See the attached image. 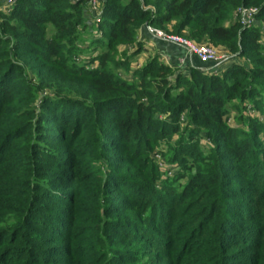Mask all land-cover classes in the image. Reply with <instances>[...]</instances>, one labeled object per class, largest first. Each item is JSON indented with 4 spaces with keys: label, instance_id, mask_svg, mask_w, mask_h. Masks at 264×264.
Instances as JSON below:
<instances>
[{
    "label": "trees",
    "instance_id": "trees-1",
    "mask_svg": "<svg viewBox=\"0 0 264 264\" xmlns=\"http://www.w3.org/2000/svg\"><path fill=\"white\" fill-rule=\"evenodd\" d=\"M90 1L17 0L0 13V214L10 219L0 230V264L11 254L20 264L117 263L121 255L102 254L101 234L143 207L131 157L171 131L183 144L170 178L182 195L202 198L205 225L219 197L233 207L219 213L245 229L241 179L264 176V121L243 112L264 114V0H107L93 25ZM240 8H257L258 24L245 28ZM145 24L205 40L229 57L179 70L155 55L132 68ZM89 31L99 39H87ZM96 43L102 49L91 52ZM126 51L132 59L116 57ZM87 53L88 64L77 63ZM121 68L132 78L120 77ZM165 113L169 119L158 118ZM233 120L249 128L237 130ZM222 221L211 225L216 243ZM130 239L141 243L136 230Z\"/></svg>",
    "mask_w": 264,
    "mask_h": 264
},
{
    "label": "rangeland",
    "instance_id": "rangeland-1",
    "mask_svg": "<svg viewBox=\"0 0 264 264\" xmlns=\"http://www.w3.org/2000/svg\"><path fill=\"white\" fill-rule=\"evenodd\" d=\"M106 1L91 0L90 4L86 5V20L91 25L100 19ZM255 23L258 24L257 17ZM146 26L147 24L140 31H147ZM96 30L99 32L98 28ZM52 31L53 28H50V34ZM85 34H87V39L92 37L98 40L97 36H100L99 34L91 35V31L85 32ZM262 36L264 38V30ZM199 43L214 46L205 40ZM80 44L83 48H87V45ZM166 45L163 48L164 50L160 49L165 52V55L159 56L162 62L169 63L170 66L179 70L185 69L192 63L188 54L186 56L184 49L177 51L172 48L171 44L168 45L169 47ZM143 46L139 55L133 59L128 51H126L127 54L122 53V51V54H117L116 57L119 59L130 57L132 68H142V63L149 58L145 55ZM88 48L92 49L91 52H94L102 49V46L96 43ZM217 49L222 52L221 49ZM167 52L169 54H166ZM88 54L85 57H80L77 63L88 64L89 61L86 60L90 57ZM155 55L157 53L154 52L153 56ZM140 58L147 59L139 63ZM240 62L245 61L243 59ZM88 67L92 69L94 64L88 65ZM126 71H128L126 68H121L117 72H119L120 77L131 79L133 72L128 74ZM243 112L246 118L258 116L264 121V114L261 111L244 107ZM158 118L169 119V114L158 115ZM231 125L237 130L249 128V126H244L240 121L235 122V120L231 121ZM180 129L182 130V127ZM181 144L183 142L180 136L171 131L167 139L163 137L162 140L157 141L151 147H142L140 151L131 157V171L137 174L138 182L143 185H135L134 187L143 190L141 199L144 203L142 208L128 212L125 218L127 221L122 218L121 226H115L112 222H108L106 233L101 234V245L104 248L102 254L107 255V252L111 251L113 254L122 257L117 263L108 260L105 264H264L263 170L262 173H260L261 171L254 174L248 173L241 179L243 186L238 194L243 200H246L247 204L244 207L245 211L241 213L240 222L245 224V229L236 227L234 220L228 214L222 215L219 213L221 208H233L230 201H224L219 197L212 198L215 206L212 209L210 206L207 207L212 222L217 220L220 224L223 217V228H221L222 233H220L223 241H219V243L217 241L216 243L219 233H215V231L218 226L211 227L212 222L205 225L207 215L202 216L204 210L202 208L204 203L202 198L194 194L182 195L184 186L170 178L174 175L177 165H179L173 161L172 154L173 152L178 155L182 154L180 152ZM165 146H167V149L165 150V156H163L162 151L164 149L162 147ZM202 151L207 153L209 147L206 144L203 145ZM198 162L196 161V163ZM129 188L132 189L133 187ZM231 188L235 190L234 187ZM128 220L129 222L133 220V225L129 226ZM7 224H10L9 215L0 214V230ZM133 230L140 234L139 241L141 243H133L130 239ZM116 232L117 236L114 234ZM108 234H114L116 237L113 238L114 240H110L107 237ZM111 242L114 251L109 250L111 249ZM218 244L222 246L219 256L218 251L216 252ZM214 249L215 251H211ZM215 256L216 258H214ZM19 257L18 254H11L4 260L3 264H20ZM53 258L63 259L65 257L56 255ZM53 261L52 259L51 261L45 259L38 262V264H66ZM82 262L83 264H89L87 261Z\"/></svg>",
    "mask_w": 264,
    "mask_h": 264
},
{
    "label": "built area",
    "instance_id": "built-area-1",
    "mask_svg": "<svg viewBox=\"0 0 264 264\" xmlns=\"http://www.w3.org/2000/svg\"><path fill=\"white\" fill-rule=\"evenodd\" d=\"M0 2V13H5L16 5L17 0H0ZM257 12V8H240L237 11V15L240 17L242 25L245 28H250L255 23ZM146 30L163 41L181 46L186 54L196 56L201 63L225 62L229 57L227 53L221 52L211 45L197 43L183 35H176L164 30H158L149 24H147Z\"/></svg>",
    "mask_w": 264,
    "mask_h": 264
},
{
    "label": "crops",
    "instance_id": "crops-1",
    "mask_svg": "<svg viewBox=\"0 0 264 264\" xmlns=\"http://www.w3.org/2000/svg\"><path fill=\"white\" fill-rule=\"evenodd\" d=\"M138 39L143 42L144 53L147 56V58L149 56H153L154 52L157 53L158 56L163 55L165 52L161 51L160 49L164 50L163 48L166 44H168V45L171 44L172 48H175L177 51L183 50V48L181 46L163 41V40L157 38L156 36L150 34L147 31H145V32L140 31L138 34ZM168 45H166V46H168ZM177 51H175V52L178 53ZM166 54H169V53L167 52ZM186 56H187V54H186ZM188 56L190 57V60L192 62L190 64V66L193 64H196V63H200V61L196 58V56L189 55V54H188ZM139 57H141V56H139ZM146 59H144V60H146ZM144 60H143V58H140L139 61H144ZM167 64H169V63H167Z\"/></svg>",
    "mask_w": 264,
    "mask_h": 264
}]
</instances>
